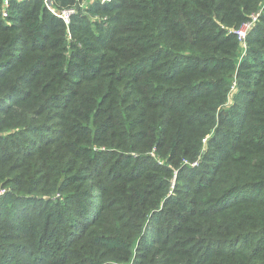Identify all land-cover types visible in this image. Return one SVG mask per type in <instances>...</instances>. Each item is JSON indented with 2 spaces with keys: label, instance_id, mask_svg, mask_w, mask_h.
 Segmentation results:
<instances>
[{
  "label": "trees",
  "instance_id": "obj_1",
  "mask_svg": "<svg viewBox=\"0 0 264 264\" xmlns=\"http://www.w3.org/2000/svg\"><path fill=\"white\" fill-rule=\"evenodd\" d=\"M53 2L0 0V264H264V0Z\"/></svg>",
  "mask_w": 264,
  "mask_h": 264
},
{
  "label": "built area",
  "instance_id": "obj_2",
  "mask_svg": "<svg viewBox=\"0 0 264 264\" xmlns=\"http://www.w3.org/2000/svg\"><path fill=\"white\" fill-rule=\"evenodd\" d=\"M13 1L14 0H2L3 7H2L1 15H2L3 19H7L9 17L10 8H11V4ZM94 1L100 2L101 4H108V3L112 2V0H93V2ZM44 4H45L46 8L53 15L57 16L58 18H61L67 26H69L71 23V17L73 15H75L77 12V9L75 7L60 10L56 7L53 0H44ZM84 4L85 3H83V5ZM83 5H82V7H83ZM258 17H259V15H256L253 18V21L251 23L244 25L243 28H241L239 31H237V34H238L241 41L246 40L248 33L253 29L254 25L258 21Z\"/></svg>",
  "mask_w": 264,
  "mask_h": 264
},
{
  "label": "rangeland",
  "instance_id": "obj_3",
  "mask_svg": "<svg viewBox=\"0 0 264 264\" xmlns=\"http://www.w3.org/2000/svg\"><path fill=\"white\" fill-rule=\"evenodd\" d=\"M92 2H97V1H94L93 0H89V3ZM84 6V5H83ZM2 7H3V2H2ZM2 11V10H1ZM244 46H243V50H244ZM9 191V187H6V186H1L0 187V202L2 200V198L5 196V194ZM59 198V194H57L56 196L53 197L54 200L58 199Z\"/></svg>",
  "mask_w": 264,
  "mask_h": 264
}]
</instances>
